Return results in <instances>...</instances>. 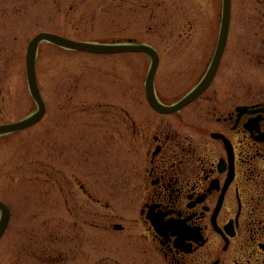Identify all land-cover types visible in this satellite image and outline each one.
I'll use <instances>...</instances> for the list:
<instances>
[{
    "label": "rangeland",
    "instance_id": "rangeland-1",
    "mask_svg": "<svg viewBox=\"0 0 264 264\" xmlns=\"http://www.w3.org/2000/svg\"><path fill=\"white\" fill-rule=\"evenodd\" d=\"M222 10V0H0V126L37 111L26 73L37 35L152 46L160 55L156 92L172 104L207 72ZM150 65L140 54L40 46L46 115L0 138V201L11 211L0 264H162L136 222L144 140L160 122L145 94ZM250 93L264 95V0H232L216 79L182 116L201 117L211 100L231 109Z\"/></svg>",
    "mask_w": 264,
    "mask_h": 264
},
{
    "label": "flooded vegetation",
    "instance_id": "flooded-vegetation-1",
    "mask_svg": "<svg viewBox=\"0 0 264 264\" xmlns=\"http://www.w3.org/2000/svg\"><path fill=\"white\" fill-rule=\"evenodd\" d=\"M216 102L175 124L155 112L145 137L136 222L162 264H264V95Z\"/></svg>",
    "mask_w": 264,
    "mask_h": 264
},
{
    "label": "water",
    "instance_id": "water-1",
    "mask_svg": "<svg viewBox=\"0 0 264 264\" xmlns=\"http://www.w3.org/2000/svg\"><path fill=\"white\" fill-rule=\"evenodd\" d=\"M231 19L232 0H223V13L220 36L210 68L203 80L200 82V84H198L197 87L180 103L171 107L164 106L156 96L154 81L160 65V57L158 55V52L152 47L148 45H136L132 43L116 45L81 43L52 34L42 33L38 35L30 42L26 61L28 86L31 95L38 106V111L19 123L0 126V137H6L12 134L28 130L37 125L46 114V105L42 98L37 78V58L39 47L42 43H49L70 51L96 55L139 53L149 56L152 60V64L146 81V92L148 102L157 112L171 115L180 112L182 109L198 100L207 91V89L214 81L227 48L231 27ZM10 220V209L6 204L0 201V241L8 230ZM117 229H121V227H117Z\"/></svg>",
    "mask_w": 264,
    "mask_h": 264
}]
</instances>
